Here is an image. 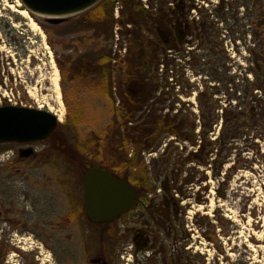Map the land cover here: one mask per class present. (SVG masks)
<instances>
[{
    "label": "rangeland",
    "instance_id": "374dc122",
    "mask_svg": "<svg viewBox=\"0 0 264 264\" xmlns=\"http://www.w3.org/2000/svg\"><path fill=\"white\" fill-rule=\"evenodd\" d=\"M134 1L142 7L149 4ZM260 1L257 11L261 14L264 0ZM19 3L0 0V105L9 104L8 97L14 106H41L54 114L59 109L54 103L56 70L64 111L59 122L67 120L63 134L76 149L91 133L99 134L109 125L110 105L97 94L96 74L75 77L72 71L80 60L91 69L95 58L108 51L111 66L121 69L117 58L126 56L131 41L127 35L131 27L120 21L122 2L113 5L111 23L101 29L81 25L82 14L58 25L29 14L40 32L32 31L28 20L16 12L24 9ZM151 4L156 9V1ZM204 7L218 29L221 46L213 50L187 47L188 54L182 55L168 51L165 63L148 74L156 75L151 80L159 98L154 106L156 116L168 113L193 124L192 136L199 144L202 106L205 114L212 112L216 118L206 137L212 141L224 133L226 144L221 160L209 155L208 165L189 163L180 174L174 170L173 160L168 162V154L172 158L185 148L184 157L195 152L196 145L172 143L174 136L164 134L154 144L156 148L142 150L137 165L145 167L147 183L139 186L138 195L155 203L167 197L170 208L171 200L178 207L176 215L172 217L170 212L166 221L161 214L164 222L154 231L158 240L144 251L149 258H143V251L132 252L130 241L114 239L112 247L101 243V228L88 220L84 210L67 221L83 201V174L78 163L84 155L71 148L76 163L71 162L52 148L55 140L47 139L30 146L34 155L29 158L18 157V150L27 146L0 145V155H4L0 161V264H91V259L100 256L109 264H171L170 258L178 264H264V118L254 120L252 113L257 103H264V29L256 26L259 19L254 16V38L250 36L251 0H206ZM118 73L111 74L114 106L123 68ZM249 88L254 103L250 110L244 109L241 135L232 138L230 117L239 111L237 105ZM137 172L132 168L127 174ZM188 176L190 184L184 182ZM163 182L169 191L162 189ZM166 228L170 236L165 235ZM161 246L163 253H159ZM172 247L175 255L169 256Z\"/></svg>",
    "mask_w": 264,
    "mask_h": 264
},
{
    "label": "trees",
    "instance_id": "16d2710c",
    "mask_svg": "<svg viewBox=\"0 0 264 264\" xmlns=\"http://www.w3.org/2000/svg\"><path fill=\"white\" fill-rule=\"evenodd\" d=\"M118 1L122 2L123 7L120 21L124 20L126 24L131 25V29L127 31V35L131 38L127 54L122 59L117 58L121 69L124 70L123 77L120 78L122 81L118 78L119 76H116L119 83H122V86H120L121 91H118V106H114L115 98L112 96L111 74L116 73L118 75V70L121 69H114L111 66V60L113 59L110 51L95 58L94 66L91 69L90 64L87 65L80 60L75 65L77 68L72 71V76L75 77L85 76L89 73L96 74L97 94L110 105V123L99 134L91 133L88 141L76 149L70 145L68 138L63 134L64 129L68 126L67 120L65 123L58 125V129L49 140H55L52 148L64 154L71 162L76 163V157L71 148L80 156L84 155L81 163H78L83 174L82 177L88 169L99 167L111 173L116 179L129 183L137 190L144 182L147 183V180H145L147 173L145 167L140 168L137 165L140 160V153L142 150L153 146L156 148L157 146L154 144L156 141L158 144L161 135L170 134L174 136V140L170 141L172 143L188 142L192 146H197L195 152L189 151L184 157L185 148H181L179 154L174 155L172 158L171 153L168 154L167 160L168 162L173 160V168L178 174L189 163L202 166L208 165L209 155H215L216 158L218 157L221 160L227 137L224 136V133H220L212 141L206 137L211 132L212 125L216 122L213 113L205 114L203 107H200L201 115L199 118L203 131L198 134L199 139L197 141L199 144H196L195 137L192 136L193 124L178 118L177 115L169 117L168 113L156 116L155 112L158 109L154 106L159 102V98L155 97L157 89L155 85L151 84V80H154L156 75L148 74L149 70L157 71L159 66L165 63L168 51L182 55L185 52L188 54V51H185L187 47L213 50L221 46V42L218 43L219 32L213 26L210 18L211 13L204 7L206 0H153L156 1V9L153 8L151 0H146L149 3L147 9L134 0H103L81 15L80 24L89 25L91 28L95 25L98 29L109 25L113 5ZM261 3L260 0H251L253 14L250 17L252 18L250 36L253 38L254 16L259 19L256 26L264 29V12L260 14L257 11L259 10L257 6L259 4L262 6ZM153 9L155 11H152ZM254 10L257 12L256 14H254ZM251 64L254 65V61H251ZM75 69L81 70L82 74ZM251 72L254 74V69ZM144 86L147 87L144 88ZM251 89L244 91L243 101L237 105L239 111L237 110L230 117L231 124L228 127V132L232 135V138L241 135L240 131L244 124L240 120L244 114V109L250 110V104L254 103ZM241 106H243V111H241ZM143 108L144 111H142ZM141 111L142 114L137 117V114ZM169 143L165 147H168ZM129 154L130 157H128ZM216 158H213V161ZM222 164L221 161L219 168ZM132 168L138 169L137 175L129 176L127 174ZM171 180L174 181L173 178ZM184 182L190 184L192 179L185 177ZM166 185V182L162 183L164 191L167 188ZM151 190L149 188V191ZM176 191L180 192L178 189ZM83 209L84 204L81 201L66 218L67 221L73 220ZM107 232L113 238L116 237L117 231H113L112 227H108Z\"/></svg>",
    "mask_w": 264,
    "mask_h": 264
},
{
    "label": "water",
    "instance_id": "95a60500",
    "mask_svg": "<svg viewBox=\"0 0 264 264\" xmlns=\"http://www.w3.org/2000/svg\"><path fill=\"white\" fill-rule=\"evenodd\" d=\"M29 14L44 17L58 25L69 17L81 15L103 0H18ZM55 114L48 111L0 106V145L27 146L18 150L19 158H29L34 143L49 139L59 125ZM83 199L88 218L93 222H110L128 211L136 198L135 190L99 167L88 169L83 176ZM91 259L90 263H99Z\"/></svg>",
    "mask_w": 264,
    "mask_h": 264
},
{
    "label": "flooded vegetation",
    "instance_id": "af4514ba",
    "mask_svg": "<svg viewBox=\"0 0 264 264\" xmlns=\"http://www.w3.org/2000/svg\"><path fill=\"white\" fill-rule=\"evenodd\" d=\"M144 8L147 9L148 7H144ZM129 26L131 27L130 24ZM261 74H264V72L261 71ZM117 102L119 104V99H117ZM252 113L254 120L264 118V103L263 102L257 103L256 106L252 109ZM82 184H83V180H82ZM135 193H136V198L131 208L125 213L121 214L114 221H110V222L91 221L88 218V214L84 204V199H83V204H84L83 210L86 212V216L88 220L91 223H94L95 225L101 228V235H100L101 243L102 242L109 243V245H111L112 247L114 246V239L130 241L133 244L132 252L136 253L137 255L139 251L144 252L148 248H152L155 246L158 240V237L155 234L156 232L155 229L156 230L159 229V226H161V222H164V220H161L160 217L161 214L163 213L162 215L165 217V221H166L167 219H169L170 212L172 213V217L176 215L178 207L177 204L174 202V200H171L173 203H172V207L170 208L169 207L170 201L167 197H162V199L158 203H155L152 199L147 200V197L139 196L136 189H135ZM108 227H112L113 231H117V233L115 234L116 238H113V236H111L107 232ZM164 231L166 236H170V232L167 230V228ZM175 241L176 238L172 235V244H174ZM164 251H165L164 248L161 246L159 253H163ZM174 255H175L174 247H172V253H170L169 256H174ZM144 256H146L145 258L147 259L149 258L150 255L147 253L145 254L144 252L143 258ZM123 258L124 256H122V259ZM95 259H100V262L91 263V264H109L107 261H105V259L102 256ZM175 261L177 262L176 259L170 258L171 264H178V263H174ZM167 262H168L167 260H164V263ZM121 264H125V263H121Z\"/></svg>",
    "mask_w": 264,
    "mask_h": 264
},
{
    "label": "bare ground",
    "instance_id": "6f19581e",
    "mask_svg": "<svg viewBox=\"0 0 264 264\" xmlns=\"http://www.w3.org/2000/svg\"><path fill=\"white\" fill-rule=\"evenodd\" d=\"M20 4V3H19ZM16 12L23 18L28 20V27L32 30V31H36V32H40V29L38 27V25L35 23V21H33L31 19V17L29 16V13L24 10V9H20V10H16ZM57 72L55 70L54 72V81H53V86H54V90L56 92V97L54 99V103L59 107L58 110L55 111V115L58 118V121L62 120L63 117V108L62 106V101L60 99V92L58 90V84H57ZM39 109L41 108V106L38 107ZM49 111H52V107H49Z\"/></svg>",
    "mask_w": 264,
    "mask_h": 264
},
{
    "label": "built area",
    "instance_id": "2783aa9c",
    "mask_svg": "<svg viewBox=\"0 0 264 264\" xmlns=\"http://www.w3.org/2000/svg\"><path fill=\"white\" fill-rule=\"evenodd\" d=\"M117 13V12H116ZM115 17H117V14L115 15ZM7 100H8V102L11 104L12 102H11V100L7 97Z\"/></svg>",
    "mask_w": 264,
    "mask_h": 264
}]
</instances>
